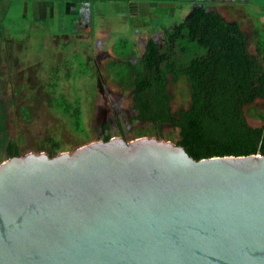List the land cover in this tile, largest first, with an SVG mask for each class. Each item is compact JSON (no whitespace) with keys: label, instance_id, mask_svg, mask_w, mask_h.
I'll list each match as a JSON object with an SVG mask.
<instances>
[{"label":"water","instance_id":"95a60500","mask_svg":"<svg viewBox=\"0 0 264 264\" xmlns=\"http://www.w3.org/2000/svg\"><path fill=\"white\" fill-rule=\"evenodd\" d=\"M0 264H264V156L142 137L9 158Z\"/></svg>","mask_w":264,"mask_h":264},{"label":"rangeland","instance_id":"374dc122","mask_svg":"<svg viewBox=\"0 0 264 264\" xmlns=\"http://www.w3.org/2000/svg\"><path fill=\"white\" fill-rule=\"evenodd\" d=\"M137 2L134 14L123 0H0V162L49 155L54 144L56 153H71L106 137L176 142L175 127L138 118L128 83L145 41L161 46L164 30L195 5L237 20L264 65V0ZM67 3L82 9L73 14ZM168 92L173 113L189 107L185 79L169 80ZM258 114L264 99L245 109L252 125Z\"/></svg>","mask_w":264,"mask_h":264},{"label":"trees","instance_id":"16d2710c","mask_svg":"<svg viewBox=\"0 0 264 264\" xmlns=\"http://www.w3.org/2000/svg\"><path fill=\"white\" fill-rule=\"evenodd\" d=\"M164 31L163 44L148 39L130 71L128 86L138 118L175 127L178 138L173 144L194 160L264 156V114L256 115L259 125L250 124L245 115L246 108L264 99V65L249 51L240 23L199 4ZM181 78L190 87L189 107L173 113L168 82ZM53 146L49 156L58 154Z\"/></svg>","mask_w":264,"mask_h":264},{"label":"crops","instance_id":"0c3cea01","mask_svg":"<svg viewBox=\"0 0 264 264\" xmlns=\"http://www.w3.org/2000/svg\"><path fill=\"white\" fill-rule=\"evenodd\" d=\"M138 1V0H137ZM135 0H129L128 2H126V11L129 10V11H134V14H138L136 11H139L140 8H141V5L139 2H137ZM80 6L82 7L83 5H87L86 3H82V2H79ZM68 5L71 6V9L69 12H72L73 14L74 13H77L79 10L81 9H77V5L76 4H73V3H67V9H68ZM148 41V39L145 41V44L146 42Z\"/></svg>","mask_w":264,"mask_h":264}]
</instances>
